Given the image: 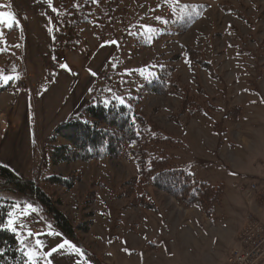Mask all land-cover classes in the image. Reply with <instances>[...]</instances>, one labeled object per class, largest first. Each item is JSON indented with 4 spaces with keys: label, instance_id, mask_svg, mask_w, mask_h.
<instances>
[{
    "label": "rangeland",
    "instance_id": "1",
    "mask_svg": "<svg viewBox=\"0 0 264 264\" xmlns=\"http://www.w3.org/2000/svg\"><path fill=\"white\" fill-rule=\"evenodd\" d=\"M56 3L57 12L86 3L90 7V21L78 27L75 56L68 49L57 54L70 62L77 56V64L96 69L89 99H133V109L156 132L174 139L155 145L166 151L171 168L222 186L224 192L208 216L153 186H134L142 159L136 143L129 145L128 156L117 159L57 165L49 159L46 164L50 135L44 137L45 130L38 129L34 101L51 79L48 68L31 63L39 37L29 26L35 15L46 13L26 11L19 0H0V12L15 13L19 21L11 29L0 23V77H13L0 82V165L58 200L75 227L92 223L88 232H78L81 246L72 242L34 192L21 191L0 174V201L20 206L15 210L20 231L42 233L40 238L55 237L50 231L61 234L83 252L66 248L73 264H233L230 257L240 249L244 229L252 220L264 225V184L250 189L251 181L264 174V0ZM187 51L199 60H191ZM160 67L171 70V78L201 106L200 112H191L197 105L183 109L175 95L141 92ZM23 93L29 95L27 127L19 110ZM236 108L237 114L228 117ZM52 175L68 177L73 187L48 184ZM26 243L35 246L34 239Z\"/></svg>",
    "mask_w": 264,
    "mask_h": 264
},
{
    "label": "trees",
    "instance_id": "2",
    "mask_svg": "<svg viewBox=\"0 0 264 264\" xmlns=\"http://www.w3.org/2000/svg\"><path fill=\"white\" fill-rule=\"evenodd\" d=\"M60 1L65 3L67 0ZM79 8H70L67 12L56 13L53 20V44L56 54L64 49L76 51L78 48L81 41L78 27L90 21L87 15L89 14L87 10L90 8L88 3ZM188 53L191 60H199L190 52ZM206 64L201 61V65ZM56 70L57 63L52 62L49 79H52ZM171 77L172 73L169 68L160 67L158 73L147 80L141 92L175 95L181 98L183 109L189 105H197L195 110L191 109V112L194 114L200 112L201 106L195 103L190 95L183 92L178 82ZM7 87L9 86L2 90ZM132 100L128 98V101L120 103L115 98L109 101L100 97L89 99L77 113L60 122L47 138L46 164L49 159L55 165L73 161L117 159L128 156L129 145L136 143L142 159L138 160V173L132 180L134 186H153L173 196L184 207L197 206L206 215H213L222 201L221 197L224 192L222 186L199 181L194 175L184 170L171 168L166 151L155 145L173 142L174 139L156 132L158 129L150 125L151 122L133 109ZM238 109L229 111L227 116H235ZM58 139L64 142L60 143ZM149 145H151L150 148H148ZM0 174L7 178L9 183L16 184L21 191L34 192L44 212L53 219L55 226L72 242L81 246L78 232H88L91 221L75 227L59 208L60 202L53 200L34 182L23 180L10 168L2 165H0ZM46 182L67 189L74 185L73 180L62 175H52L46 178ZM10 204L0 201V221L6 219ZM20 247L16 234L9 230H0V249L6 252L3 257H0V264H21L24 257L18 250ZM85 253L89 260L97 263L89 252L85 251ZM41 264H44V261H41Z\"/></svg>",
    "mask_w": 264,
    "mask_h": 264
},
{
    "label": "crops",
    "instance_id": "3",
    "mask_svg": "<svg viewBox=\"0 0 264 264\" xmlns=\"http://www.w3.org/2000/svg\"><path fill=\"white\" fill-rule=\"evenodd\" d=\"M19 1L23 4L26 11H32L33 13L35 12V14H38L39 11L46 13L40 17L35 15L31 24H27V26H30L31 31L37 32L39 37V42L35 51L30 54L32 65L34 67L43 66L50 71L51 63H57V70L48 85L45 86L44 91L38 93L33 89V93L31 92L34 97L35 94L38 93L34 101L36 110L34 118L36 117L38 129H44V137H47L60 122L73 115L75 112H78L88 101L90 94L93 93V91L95 92V86L92 88L94 83L92 79L93 75H96V69L90 67L89 64H82L81 62L77 64V56L72 62L66 59L64 63H59L58 55L56 54L53 44V20L58 8L56 0ZM70 53L75 56L77 52L71 51ZM63 65H67V68L62 67ZM21 86L25 88L26 83H21ZM22 96L23 98L20 104H22L23 107L19 110L21 111V117L24 116L25 122L28 119L27 112L29 105L27 104H29V95L28 93H23ZM51 106L53 109L50 111L49 108ZM25 124L27 127L26 122ZM32 134L33 131L30 132V135ZM40 239L48 246L43 249L44 251H48V249L55 246L58 241L62 242L66 240L61 234L55 237L42 236ZM182 240L185 243L187 242V240ZM186 246H188V244H186ZM66 248L69 250L71 249L66 246L63 251L60 250V252L53 253L52 257H49V259L52 260V264H73L71 261L72 257L66 252ZM84 264H86L85 261Z\"/></svg>",
    "mask_w": 264,
    "mask_h": 264
},
{
    "label": "snow or ice",
    "instance_id": "4",
    "mask_svg": "<svg viewBox=\"0 0 264 264\" xmlns=\"http://www.w3.org/2000/svg\"><path fill=\"white\" fill-rule=\"evenodd\" d=\"M179 3V0H176ZM160 19V17H157ZM166 22V21H165ZM0 23H5L9 29H11L14 25H18L19 21L16 18L15 13L12 12H0ZM149 30L150 27H149ZM2 35V32H0ZM62 67L67 68V65H63ZM10 79L13 77L9 76H2L0 77V82L8 83ZM120 103H124L123 99H120ZM20 207L19 205H11L10 210L6 213V219L0 221V230H9L17 235L18 242L21 245L20 249H18L24 259L22 260L21 264H41V261H44V264H52V260L49 257H52L53 253H58L60 250L65 249L66 246L73 248L78 252L80 255H83V252L76 248L74 244H71L69 241L64 240L62 242H57L55 246H52L48 249V251L43 252L42 249L48 247L39 237L43 235L42 233H35L29 230L27 233H23L20 231V228L23 225H18L17 218L15 216V210ZM27 208L31 209V205H27ZM23 215V213L21 214ZM48 235L56 236L59 235L54 231H50ZM35 240V246L32 247L26 240ZM6 254L5 250L0 249V257H3Z\"/></svg>",
    "mask_w": 264,
    "mask_h": 264
},
{
    "label": "built area",
    "instance_id": "5",
    "mask_svg": "<svg viewBox=\"0 0 264 264\" xmlns=\"http://www.w3.org/2000/svg\"><path fill=\"white\" fill-rule=\"evenodd\" d=\"M66 58L59 57V63H64ZM77 73V72H76ZM264 184V174L259 180L251 181L250 189L257 190L258 184ZM250 195V191L247 193ZM264 206V188L260 192ZM239 238L240 249L235 250L230 257L233 264H263L264 263V225L252 220Z\"/></svg>",
    "mask_w": 264,
    "mask_h": 264
}]
</instances>
